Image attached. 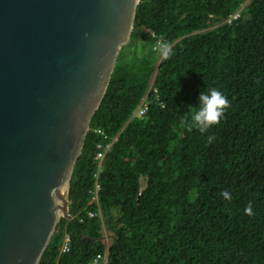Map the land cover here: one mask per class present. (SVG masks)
<instances>
[{
  "label": "trees",
  "instance_id": "1",
  "mask_svg": "<svg viewBox=\"0 0 264 264\" xmlns=\"http://www.w3.org/2000/svg\"><path fill=\"white\" fill-rule=\"evenodd\" d=\"M208 88L229 105L201 134L190 117ZM69 215L40 264H264V0H141L72 176Z\"/></svg>",
  "mask_w": 264,
  "mask_h": 264
},
{
  "label": "water",
  "instance_id": "2",
  "mask_svg": "<svg viewBox=\"0 0 264 264\" xmlns=\"http://www.w3.org/2000/svg\"><path fill=\"white\" fill-rule=\"evenodd\" d=\"M141 0H0V264H40Z\"/></svg>",
  "mask_w": 264,
  "mask_h": 264
},
{
  "label": "clouds",
  "instance_id": "3",
  "mask_svg": "<svg viewBox=\"0 0 264 264\" xmlns=\"http://www.w3.org/2000/svg\"><path fill=\"white\" fill-rule=\"evenodd\" d=\"M157 47L165 55H171V46L166 42L158 43ZM228 105L227 97L219 89L208 88L201 91L197 106L190 117V127L201 134L206 133L210 128L220 123ZM212 139V137H209L210 142ZM244 211L246 215H253L251 204Z\"/></svg>",
  "mask_w": 264,
  "mask_h": 264
},
{
  "label": "built area",
  "instance_id": "4",
  "mask_svg": "<svg viewBox=\"0 0 264 264\" xmlns=\"http://www.w3.org/2000/svg\"><path fill=\"white\" fill-rule=\"evenodd\" d=\"M147 112H148V104H147L146 100H144L141 103V105L137 108V110L135 111L134 116L137 118H143L146 116ZM98 132L102 133L101 131H98ZM110 148H111V144H107L104 147L101 145L99 146L100 150L96 156V160L98 161V166H99L98 172L101 171L105 157H106V154ZM96 178H97V175H96ZM99 191H100V186H99V184H96V187L94 190V195H93L94 201H98ZM70 242H71L70 237H66L64 240L63 248H62L63 253L69 252ZM91 264H107V255H103V256L99 255Z\"/></svg>",
  "mask_w": 264,
  "mask_h": 264
},
{
  "label": "rangeland",
  "instance_id": "5",
  "mask_svg": "<svg viewBox=\"0 0 264 264\" xmlns=\"http://www.w3.org/2000/svg\"><path fill=\"white\" fill-rule=\"evenodd\" d=\"M108 236V233H106V237ZM107 243H108V246H110V244H111V240H110V238L108 237L107 239Z\"/></svg>",
  "mask_w": 264,
  "mask_h": 264
},
{
  "label": "crops",
  "instance_id": "6",
  "mask_svg": "<svg viewBox=\"0 0 264 264\" xmlns=\"http://www.w3.org/2000/svg\"><path fill=\"white\" fill-rule=\"evenodd\" d=\"M108 237H106V239H107Z\"/></svg>",
  "mask_w": 264,
  "mask_h": 264
}]
</instances>
